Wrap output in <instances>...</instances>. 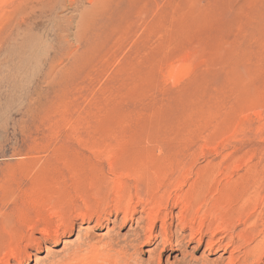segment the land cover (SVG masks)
<instances>
[{
    "label": "rangeland",
    "instance_id": "rangeland-1",
    "mask_svg": "<svg viewBox=\"0 0 264 264\" xmlns=\"http://www.w3.org/2000/svg\"><path fill=\"white\" fill-rule=\"evenodd\" d=\"M171 172L165 196L206 187L194 231L264 222V0H0V253L16 232L22 264H239L253 243L209 249L181 204L144 233Z\"/></svg>",
    "mask_w": 264,
    "mask_h": 264
},
{
    "label": "bare ground",
    "instance_id": "bare-ground-1",
    "mask_svg": "<svg viewBox=\"0 0 264 264\" xmlns=\"http://www.w3.org/2000/svg\"><path fill=\"white\" fill-rule=\"evenodd\" d=\"M171 173H173L175 176L171 177L170 175H167L165 178H163L162 181H160V184L157 185L158 189L155 190L156 192L154 191V189H152L153 192L155 193L147 200L146 204L150 205V207L148 206L149 211L146 213V218L148 219L149 224L146 227L144 233L148 232L149 239H151L152 237V234H153L152 232L156 225V221L160 219L162 222V227H163L167 219V215L165 214L163 215L160 208L165 205H166L165 207H167V205L171 203L176 204V205L181 204V207L183 208L181 215H180L181 220L179 221V224L181 226H186L189 229H193L194 228L193 223H195L196 221L195 215H197V212L199 210L198 206H200L201 201L203 200L204 195L207 191L206 187H204L202 184L194 185V183L196 182L195 181L194 183L191 182V184L189 185L190 187L184 196L177 195V193H174V194L167 193L168 195L165 196V190H166L165 187L167 185H170L175 180L178 181V179L182 177V174H180V172H171ZM184 183L185 182H182V184ZM250 198L251 197H243V200L241 201H243L242 203L244 205L242 206L247 207L248 204H251L254 201V199L252 201L250 200ZM128 205H131V203ZM124 208H125V213L123 214H124V217H127V215H129L130 207H124ZM243 209H240L238 206L237 207L230 206L223 213H221L219 222L216 221L214 213H209L205 215L203 218L200 219L201 221L198 220L200 223V224L198 223L200 227L195 231L193 229L192 235L197 236L198 241H201L204 235L209 232L211 234L210 239L208 241V245H207L209 249L213 248L214 245H218V247H221V246L224 247L225 251L228 249H231V251H240L243 244L253 243L252 244L253 246L251 245V247L249 248L245 247L246 249L243 251V256H242L243 259L241 260L239 264H257L260 260L263 259V256H264V222L261 220V223H257L260 221L257 219L258 217H260V215H258L257 213H256L257 214L256 218L254 216L255 213L254 214L249 213L247 215L244 213L245 214L244 216L242 213ZM132 212H133V209L130 211V215H129L130 217L132 216ZM160 213H161V216H160ZM259 214H261L262 216V214H264V210H261ZM253 216L255 218L254 222L251 220L252 223H250V225H248L247 228L243 229L237 235V237L239 238V241L237 243L232 238V240H228L225 244H223V241L226 238V236L234 228L233 221L235 218L239 222L247 224L246 222L248 221V219L250 220ZM262 217L264 219V216ZM258 226H260V228H258ZM165 230L162 234L163 240H166L167 235H168V233ZM41 231H43V233L48 236L51 234L50 231L45 228H43ZM21 234H18L16 232L15 233L9 232L6 234L5 236L6 239H4L5 240L4 248L2 252L0 253V264H9L12 258L16 260L17 264H22V261H23L22 256L19 255L18 253L19 252L18 243L21 239ZM153 236H156V235L153 234ZM216 236L218 237L215 238ZM78 264H92V263L91 262H83V263L81 262ZM227 264H233V262L229 261L227 262Z\"/></svg>",
    "mask_w": 264,
    "mask_h": 264
}]
</instances>
